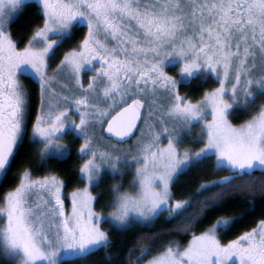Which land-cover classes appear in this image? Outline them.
Masks as SVG:
<instances>
[{
	"label": "snow or ice",
	"instance_id": "6c2138e0",
	"mask_svg": "<svg viewBox=\"0 0 264 264\" xmlns=\"http://www.w3.org/2000/svg\"><path fill=\"white\" fill-rule=\"evenodd\" d=\"M257 100L264 0H0V183L26 160L0 194V260L64 264L140 226L128 264H264Z\"/></svg>",
	"mask_w": 264,
	"mask_h": 264
},
{
	"label": "trees",
	"instance_id": "16d2710c",
	"mask_svg": "<svg viewBox=\"0 0 264 264\" xmlns=\"http://www.w3.org/2000/svg\"><path fill=\"white\" fill-rule=\"evenodd\" d=\"M13 23L11 24V30L15 34V37L24 38L27 33L30 31V26L34 24L40 23V19L35 15V9L31 11L24 12L23 15H16L13 19ZM25 84L28 85L30 88L31 85L28 84V81H25ZM195 87V86H194ZM208 87V85H205ZM202 91L201 88L196 87L194 93L199 95ZM246 117H239L238 119L234 120V122H240V120L245 119ZM26 164V160H21L17 163V165L13 168L12 172L9 173L8 179L5 180L3 183H0V194L6 191L8 188L14 186L17 182L15 173H17L21 168H23ZM71 165H69L70 167ZM62 174L67 176V171H64V166H60ZM35 175H40L42 172L37 171L34 173ZM219 175H223L224 173H218ZM120 177H116V180H119ZM210 178V177H204ZM114 181L112 179H106L104 183L101 185V190L105 192L111 186ZM199 183L198 179H195L191 176H184L180 178L179 185L174 188V191L177 193V197L181 194L187 195L191 192L196 185ZM76 182L73 180L71 181L68 186L65 188L66 191H70L73 186H75ZM251 195L249 193H240L234 196L235 199L241 200L246 196ZM259 193L255 194V197H258ZM106 199V198H105ZM102 201L98 202L97 205L99 206ZM242 209H233L232 211H240ZM232 211L228 212L227 214H232ZM260 211L258 210L255 217H249L244 222H242L232 233H229L227 236L222 237V239L226 242L228 239H231L235 234H238L241 230L251 225L254 219L259 218ZM107 227V225H105ZM161 226L167 228L169 227L167 224H162L161 221H157L155 227L151 229V231H155L156 229L160 228ZM148 232L149 229H141L140 226H134L129 231H110V238L113 241L107 248H102L98 251H94L89 255L79 258V259H66L64 264H128L127 255L128 249L135 243L137 236L141 232ZM175 235V233H173ZM177 239L181 241L186 240L187 237L177 236Z\"/></svg>",
	"mask_w": 264,
	"mask_h": 264
},
{
	"label": "rangeland",
	"instance_id": "374dc122",
	"mask_svg": "<svg viewBox=\"0 0 264 264\" xmlns=\"http://www.w3.org/2000/svg\"><path fill=\"white\" fill-rule=\"evenodd\" d=\"M16 15H17V14H14L13 19L15 18ZM261 102H264V101H262V100H257V103H261ZM235 123H239V122H235ZM118 177H119V176H118ZM120 179H121V178H119V180H120ZM130 179H131V177H126V178H125V184H127V181L130 180ZM94 191H96V190L94 189ZM65 192H68V191L65 190ZM106 199H107V198H106ZM106 199H105L104 201H102L101 204H100L99 206L96 205V207H97L98 210L100 209L101 205H102L103 203L106 202ZM104 210H105L106 212L108 211L107 208H105ZM105 227H106V226H105ZM0 264H4V262H3L2 260H0Z\"/></svg>",
	"mask_w": 264,
	"mask_h": 264
}]
</instances>
